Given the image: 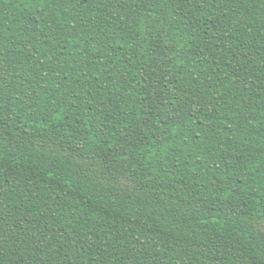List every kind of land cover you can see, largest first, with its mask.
Returning a JSON list of instances; mask_svg holds the SVG:
<instances>
[{"label": "trees", "instance_id": "obj_1", "mask_svg": "<svg viewBox=\"0 0 264 264\" xmlns=\"http://www.w3.org/2000/svg\"><path fill=\"white\" fill-rule=\"evenodd\" d=\"M0 264H264V0H0Z\"/></svg>", "mask_w": 264, "mask_h": 264}]
</instances>
